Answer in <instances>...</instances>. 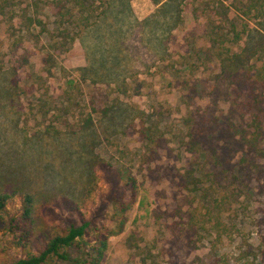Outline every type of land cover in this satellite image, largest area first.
<instances>
[{
    "label": "rangeland",
    "instance_id": "rangeland-1",
    "mask_svg": "<svg viewBox=\"0 0 264 264\" xmlns=\"http://www.w3.org/2000/svg\"><path fill=\"white\" fill-rule=\"evenodd\" d=\"M97 1L96 7L103 10ZM244 4L237 0H111L98 26L81 34L68 54L56 58L51 75L43 64L47 51L43 41L37 45V37L27 40L19 61L12 53L15 49L9 48L7 36L12 40L21 37L20 29H12L9 34L6 27L1 29L0 65L6 70L0 73V85L10 88L12 79L17 80L11 69L15 65L21 67L22 86L28 91L19 115L5 109L10 99L0 98V194L13 195L21 184L33 192L53 194L55 201L63 196L80 199L84 196L82 184L95 174V191L90 198L84 197V213L118 232L112 222L115 207L119 199L129 201L128 193L125 195L112 173L95 170L90 163L96 155L113 164L126 161L137 179L139 198L124 232L111 238L103 264H242V241L259 244L250 219L259 203H249L246 212L252 228L247 224L246 232L239 234L237 230L223 243L217 244L211 237L200 243V237L192 235L188 225L197 207H192L195 202L181 184L195 164L182 145L188 131V113L199 114L200 103L211 104L214 113L227 110L232 99L231 80L221 76L214 62L218 61L216 53L234 51L236 44L232 36L215 37L213 31L234 33V37L236 32L241 33V49L258 50L264 42V21L247 17ZM38 34L33 32L34 36ZM255 61L256 57L251 65H256ZM62 67L66 74L60 72ZM35 74L44 77L51 94L45 85L33 87L30 78ZM202 80L207 90L204 94L196 87ZM41 87L44 89L40 93ZM190 87L194 91L189 92ZM44 93L56 99L58 106L74 96L77 106L69 114L68 125L61 119L55 126V120H44L38 109L32 110L42 100L51 101ZM94 109L99 136L96 152L85 147L81 139L85 135L88 141L85 132L71 134L79 121L77 114L87 115ZM103 111L107 117H99ZM51 126L58 127V132L43 134ZM151 136L152 145L147 141ZM67 177L71 187L64 189ZM22 202V195L17 193L9 201V208L19 211ZM54 204L49 199L48 207L39 208L48 214L52 208L66 211L60 204L51 207ZM237 208L225 209L232 214ZM9 241L1 232L0 262L23 256L10 248Z\"/></svg>",
    "mask_w": 264,
    "mask_h": 264
},
{
    "label": "trees",
    "instance_id": "trees-1",
    "mask_svg": "<svg viewBox=\"0 0 264 264\" xmlns=\"http://www.w3.org/2000/svg\"><path fill=\"white\" fill-rule=\"evenodd\" d=\"M237 1L245 3L243 12L247 17L257 16L264 21V0ZM99 2L103 7L101 11L100 7H96L95 0H0V30L6 27L9 34L12 29H20L21 37L12 40V37L9 39L7 36L9 48L15 49L12 53L19 61L23 57L22 54L19 55L20 51L27 40L37 37V45L43 41L47 50L43 64L46 72L51 75L56 58L68 54L81 34L97 27L105 16L111 0ZM35 31H38V36L33 35ZM227 33L213 31L215 37L232 36L238 47L233 45L234 51L231 49L227 54L223 51L216 53L218 63H214L219 66L221 76H227L231 80L232 99L227 110L214 113L211 111V104L200 103L199 114L188 113L185 121L188 131L182 145L195 164L182 178L181 187L189 193L188 198H193L195 202L191 203L192 207H197L194 214L200 215L196 219L191 213L188 221L189 232L195 237L199 236L200 243L207 237L217 239V244L223 243L226 238L235 236L237 230L239 234L246 232V212L251 207L249 203L258 202L259 207L253 211L250 219L253 220L251 226L256 229L259 244L255 246L250 241H242L239 261L242 264H264V42L258 50L247 47L241 49L238 42L241 41L242 34L236 32L234 37V33ZM255 57L257 63L255 61L256 65H251ZM29 64L28 62L27 65ZM25 65L26 63L22 70ZM20 68L15 65L11 67L18 81L13 78L10 88L0 85V98L10 99L5 109L14 111L15 115L20 114V104H23L28 91L26 86H22L24 79ZM4 70L6 66L1 64L0 73ZM60 72L66 74L67 70L62 67ZM30 79L34 88L45 85V90L51 94L42 75L35 74ZM203 83L202 80L196 87L201 92L203 90L204 94L207 90L203 89ZM191 87L189 92L194 91ZM43 89L41 87L38 92ZM44 96L47 95L44 93ZM46 99L52 103L42 100L40 105H33L32 110L38 109L37 112L41 113L44 120H55V126L61 119L68 125L69 114L77 106L74 96L62 106H58L56 99L54 101L51 96ZM96 115L95 109L87 115L77 114L79 121L73 125L76 128L71 133L76 135L85 132L88 141L85 135L81 139H84L86 148L95 152L99 140L95 131ZM107 116L105 111L99 114L102 118ZM73 127L70 126L69 130ZM53 130L57 133L59 128L51 126L43 134L52 136ZM147 141L150 145L154 144L153 136ZM126 163L118 160L113 164L99 155L90 163L95 170L105 169L112 173L117 183L124 188L125 195L128 193L129 201L121 202L119 199L115 207L112 222L117 225L118 232H112L98 218L87 217L84 213L87 202L84 197L90 198L95 191L92 187L95 174L82 184L84 196L80 199L76 196H63L55 201V195H47L43 191L33 192L29 186L25 188L21 184H17L18 190L13 195L1 193L0 233H5L10 240V248L22 252L23 256L0 264H103L111 238L124 232L128 215L139 198L137 179ZM23 178L27 180L25 175ZM75 182L76 179L72 181L73 184ZM69 187L71 184L67 177L64 189ZM17 193L23 199L19 211L9 208V201ZM41 195L48 199L41 198ZM49 199L55 202L51 207L60 204L65 206L66 211L60 213L52 208L48 209L49 214L45 213L39 207H48ZM227 206L238 208L230 214L225 209ZM242 237L246 238L245 235Z\"/></svg>",
    "mask_w": 264,
    "mask_h": 264
}]
</instances>
